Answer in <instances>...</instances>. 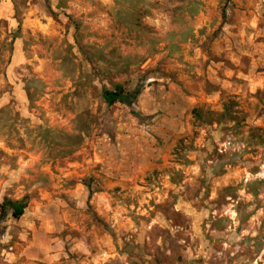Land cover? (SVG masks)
<instances>
[{
    "label": "rangeland",
    "instance_id": "rangeland-1",
    "mask_svg": "<svg viewBox=\"0 0 264 264\" xmlns=\"http://www.w3.org/2000/svg\"><path fill=\"white\" fill-rule=\"evenodd\" d=\"M116 84L152 114L108 106ZM178 118L168 140L131 130ZM141 146L148 167L110 183ZM24 196L61 256H8L9 217L0 264H264V0H0V204Z\"/></svg>",
    "mask_w": 264,
    "mask_h": 264
},
{
    "label": "crops",
    "instance_id": "crops-1",
    "mask_svg": "<svg viewBox=\"0 0 264 264\" xmlns=\"http://www.w3.org/2000/svg\"><path fill=\"white\" fill-rule=\"evenodd\" d=\"M144 99H146L144 94H142L140 98L138 99L139 104L141 105L140 112L146 115H151L152 113H150V111L147 112L144 109L145 106H143V102L146 101ZM178 119H179V123H145V124L140 123L138 127H135L136 125L134 124L133 125L134 127H132L131 130L133 132L137 131V133L140 134L141 136L142 135L147 136V139L151 138L152 140H156L157 138L163 137L165 140H168L172 138L175 135V133H177L178 131L181 132L185 128V123H182L183 120L180 118ZM123 138H126V137H123ZM134 139H136L135 136H133V141H132L133 144L135 143ZM147 150L148 149H146V147L141 146V154L139 158L136 157V155L134 154L136 152L132 151L131 153L132 156L128 158V161L129 163L132 162L133 164L128 169L127 168L125 170L122 168L106 169L105 167H103L102 172L109 177H113V178L120 177L118 181L112 182L111 180H109L110 183H112L114 186H119L123 183V180H131L133 175L137 176L138 174L143 172V167L144 169L148 167V165L151 163V160L153 159L152 158L153 156L151 157ZM135 160L139 161L140 167L135 164L136 162ZM135 165L137 169L135 168ZM140 169H142V171L138 173ZM125 176L127 179L124 178ZM79 190H82V193H84L85 186L77 184L75 186V191H79ZM90 195H91V191L89 189V196ZM97 196H98L97 198L93 199L94 200L93 202L97 206V210L100 213H103V208L105 207V203L100 200V199H103L102 198L103 194L97 195ZM84 200H85L84 198L79 199V201H76V203L78 205L81 202L82 204H84L85 202ZM35 202L36 201H34V203ZM29 208L30 210L32 209L30 213L33 214V217H31L28 220L26 219V214L24 213V215L20 219H18L19 222L17 224L18 226L21 227L18 230V235L6 233L8 237L4 236L5 242H9L11 239L19 240L23 244L22 251H20V254L18 255L12 254V253H8L7 255L13 256L15 260H19L20 258L25 257L26 259L30 261L45 260L47 262L54 263L55 260H57V258L61 256L62 251H61L60 246L64 245L65 239L56 237L53 235L54 231L52 228L53 227L55 228V226H50L51 224L49 223V221L45 219L46 214H44V216L39 215L37 211L35 210L36 206L34 209L32 208V204H30ZM37 209H39V206ZM52 214H53L52 215L53 219L54 218H56V220L60 219L59 210L52 211ZM9 217H12V216L10 215L8 216V218ZM56 227L60 228V223L57 224Z\"/></svg>",
    "mask_w": 264,
    "mask_h": 264
},
{
    "label": "trees",
    "instance_id": "trees-1",
    "mask_svg": "<svg viewBox=\"0 0 264 264\" xmlns=\"http://www.w3.org/2000/svg\"><path fill=\"white\" fill-rule=\"evenodd\" d=\"M140 94L141 88L129 91L120 84H116L112 88L105 87L102 90L103 100L108 106L121 103L131 108L132 112H135L134 106ZM230 112V108H228V106H225V116H229V120L233 118L230 117ZM193 114L196 116L197 120H202L204 118V115L206 114L208 118H211L209 120L210 123L214 121L213 117L217 116V114H214L211 111L204 112L201 109H194ZM28 200V196H24L22 199L16 200L4 197L3 201L0 204V225L3 224L10 215L15 219H20L24 215L26 208L28 207ZM5 229L6 228L3 227V230ZM3 233L4 231H2V233L0 232V235L2 236Z\"/></svg>",
    "mask_w": 264,
    "mask_h": 264
}]
</instances>
